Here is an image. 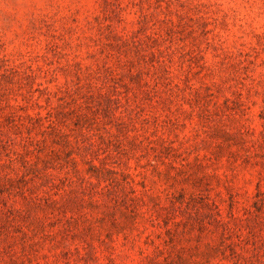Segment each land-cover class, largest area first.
Masks as SVG:
<instances>
[{
	"label": "rangeland",
	"instance_id": "374dc122",
	"mask_svg": "<svg viewBox=\"0 0 264 264\" xmlns=\"http://www.w3.org/2000/svg\"><path fill=\"white\" fill-rule=\"evenodd\" d=\"M0 264H264V0H0Z\"/></svg>",
	"mask_w": 264,
	"mask_h": 264
}]
</instances>
